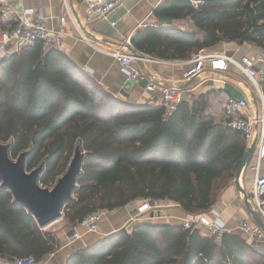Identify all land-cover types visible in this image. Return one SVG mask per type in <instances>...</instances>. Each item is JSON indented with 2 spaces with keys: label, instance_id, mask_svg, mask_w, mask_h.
I'll use <instances>...</instances> for the list:
<instances>
[{
  "label": "trees",
  "instance_id": "1",
  "mask_svg": "<svg viewBox=\"0 0 264 264\" xmlns=\"http://www.w3.org/2000/svg\"><path fill=\"white\" fill-rule=\"evenodd\" d=\"M199 1L195 8L166 0L155 16L188 19L193 28L150 26L135 33L133 47L176 61L223 42L264 50V0ZM0 143H11L15 158L30 151L28 171L43 161L40 184L49 188L77 146L86 152L75 199L64 209L73 227L139 200L169 201L201 216L233 181L248 148L242 134L208 112L207 96L184 100L172 113L164 103H131L41 42L0 61ZM59 248L0 183V264L45 261ZM65 264H264V252L238 232L217 239L198 227L144 222L78 249Z\"/></svg>",
  "mask_w": 264,
  "mask_h": 264
},
{
  "label": "crops",
  "instance_id": "2",
  "mask_svg": "<svg viewBox=\"0 0 264 264\" xmlns=\"http://www.w3.org/2000/svg\"><path fill=\"white\" fill-rule=\"evenodd\" d=\"M165 1L122 0L121 6L110 15L109 19L96 18L88 5L81 0H67V5L63 0H16L14 4L20 8L33 10L36 18L59 31L62 38L59 50L70 57L84 72L91 75L109 93L131 103L159 105L164 103L160 94L147 90L144 85L146 82L129 83L119 63L104 50L117 48L124 39L132 38L139 30L150 26L159 27V17H156L154 12ZM1 27L2 25H0ZM162 27H189L192 29L193 25L187 19L173 20L171 26ZM82 36L87 37L91 44ZM205 52L227 54L240 61L245 56L264 53V50L253 44L223 42L214 48L205 49ZM190 60L192 58L180 63H177L176 60L147 62L145 63L147 69L145 72L149 78L171 84L175 88L186 86L187 88L183 91L190 99L201 95L207 96L208 112L219 123H222L224 119L221 107L228 94L225 89L227 85L241 93L248 102L247 107L240 112L242 117H257L261 113L260 97L237 65L230 64L227 71L212 70L207 67L198 76H188L187 74L193 66L189 62ZM142 69L144 68L142 67ZM255 70L257 71V69ZM251 145L248 144L247 149ZM259 147L260 143H258L250 164L239 177L240 187L249 196L253 191L254 168L258 162ZM261 171L264 173V159L261 161ZM240 187L234 183L233 179L229 186L222 191L211 210L201 216L210 221L221 223L225 232H238L249 242L255 244L248 234L238 229L241 221H254L245 205ZM135 203L138 211L129 210L125 206L114 211L103 212L98 232L91 233L85 228L79 227L82 237L76 241L70 239L74 227L68 221L63 223L51 232L59 241L60 248L45 260V264H65L67 258L78 249L93 245L102 237L121 229L131 231L140 223L181 225L199 217L187 214L178 205L169 201H148L150 209L145 212H140L139 208L146 201L139 200ZM259 246H262L261 250H264L263 244H259Z\"/></svg>",
  "mask_w": 264,
  "mask_h": 264
},
{
  "label": "built area",
  "instance_id": "3",
  "mask_svg": "<svg viewBox=\"0 0 264 264\" xmlns=\"http://www.w3.org/2000/svg\"><path fill=\"white\" fill-rule=\"evenodd\" d=\"M15 1L0 0V25H2L0 28V61L17 53L23 47L32 46L38 42L43 44L45 50L60 49L62 45L60 32L36 18L33 10L16 6ZM81 1L87 4L94 16L99 19H109L110 15L122 4V0ZM189 1L193 3L195 8H198L201 4L199 0ZM63 2L67 5V0H63ZM82 37L90 43L87 37ZM131 48L134 47L132 38L129 37L124 39L117 48L104 50L106 54L112 56L119 63L129 83L146 82V89L151 92H158L170 113L174 112L184 100H190L183 90L157 86L154 79L149 78L141 67V62H164V60L144 54H140L139 57L135 56L131 53ZM180 62L182 61H177V63ZM189 62L193 66L188 72V76L200 75L207 67L212 70L227 71L230 64H235L247 76L255 93L260 97L261 113L257 117H242L240 112L248 105L246 99L225 98L221 109L224 118L222 124L225 127L242 134L247 144H252L257 139L256 149L258 143H260L258 162L254 168L255 180L250 198L254 208L264 221V173L261 171V161L264 159V53L245 56L237 61L227 54L207 53L202 50L195 54ZM149 209L148 201L139 208L140 212ZM102 214L103 212H95L86 216L80 224L74 227L70 239L76 241L82 237L79 227L85 228L91 233L98 232ZM184 225L186 228L198 227L205 231L206 235L217 239H220L225 232L221 223L210 221L203 216L186 221ZM238 229L248 234L255 243H264V231L255 221H241ZM15 264H45V261L37 262L33 257H25L16 259Z\"/></svg>",
  "mask_w": 264,
  "mask_h": 264
},
{
  "label": "water",
  "instance_id": "4",
  "mask_svg": "<svg viewBox=\"0 0 264 264\" xmlns=\"http://www.w3.org/2000/svg\"><path fill=\"white\" fill-rule=\"evenodd\" d=\"M160 26H171L173 19L161 16L158 19ZM131 53L140 56V53L131 48ZM142 67L147 71L145 63L141 62ZM155 84L160 87L175 88L173 85L154 80ZM146 85V83H144ZM187 87L178 88L185 90ZM227 97L235 99H245L232 86L227 85ZM254 99L255 96L253 95ZM256 100V99H255ZM257 102V101H256ZM257 139L254 140L251 147L247 149L245 155L236 171L234 183L240 187L239 177L245 172L251 162L253 154L256 150ZM11 143H0V183L5 189H8L17 203L24 206L27 211L34 216L38 225L44 229L51 224L59 221L64 214L65 207L74 201L75 191L78 188V181L83 173V166L86 160V153L80 146H77L75 153L69 163L66 172L58 178L55 185L51 188L42 187L40 178L44 171L45 163H40L38 167L31 171L27 170V163L30 151L22 152L17 159L11 157ZM243 194L245 205L250 212L253 220L264 231V221L257 210L254 208L250 196L243 188H239ZM129 210L138 211L135 202H131L126 206Z\"/></svg>",
  "mask_w": 264,
  "mask_h": 264
},
{
  "label": "rangeland",
  "instance_id": "5",
  "mask_svg": "<svg viewBox=\"0 0 264 264\" xmlns=\"http://www.w3.org/2000/svg\"><path fill=\"white\" fill-rule=\"evenodd\" d=\"M198 76V75H197ZM86 153V152H85ZM13 159H17V158H15V157H13V156H11ZM41 162H43V161H41ZM40 162V163H41ZM45 162V161H44ZM39 163V164H40ZM39 165H36L34 168H36V167H38ZM33 168V169H34ZM28 170V169H27ZM199 217H201V216H199ZM198 217V218H199ZM63 223H67V219H66V217H65V212H64V214H63V217L57 222V224H54L53 226H51V227H46V228H44L43 229V231L44 232H52L53 230H56L59 226H61ZM262 247V246H261ZM263 247H264V243H263ZM261 251H263L264 252V250L262 249Z\"/></svg>",
  "mask_w": 264,
  "mask_h": 264
},
{
  "label": "bare ground",
  "instance_id": "6",
  "mask_svg": "<svg viewBox=\"0 0 264 264\" xmlns=\"http://www.w3.org/2000/svg\"><path fill=\"white\" fill-rule=\"evenodd\" d=\"M52 225H53V224L49 225L48 227H51ZM48 227H47V228H48Z\"/></svg>",
  "mask_w": 264,
  "mask_h": 264
}]
</instances>
